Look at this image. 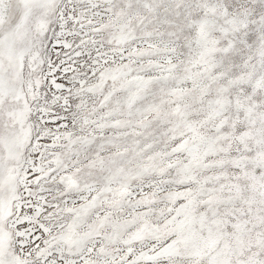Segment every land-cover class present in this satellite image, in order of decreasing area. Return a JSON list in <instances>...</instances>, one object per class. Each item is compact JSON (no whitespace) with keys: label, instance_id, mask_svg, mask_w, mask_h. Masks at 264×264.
Wrapping results in <instances>:
<instances>
[{"label":"snow or ice","instance_id":"snow-or-ice-1","mask_svg":"<svg viewBox=\"0 0 264 264\" xmlns=\"http://www.w3.org/2000/svg\"><path fill=\"white\" fill-rule=\"evenodd\" d=\"M0 264H264V0H0Z\"/></svg>","mask_w":264,"mask_h":264}]
</instances>
